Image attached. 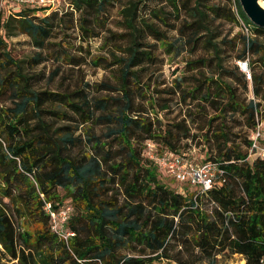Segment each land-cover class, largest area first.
<instances>
[{"label":"trees","instance_id":"obj_1","mask_svg":"<svg viewBox=\"0 0 264 264\" xmlns=\"http://www.w3.org/2000/svg\"><path fill=\"white\" fill-rule=\"evenodd\" d=\"M65 1L69 6L61 9L3 8L6 15L0 18V195L10 204L0 200V254L18 264H153L162 259L218 264V257L233 255L243 257V264H261L264 158L253 159L233 145L227 125L238 117L253 132L261 119L264 41L257 38L264 29L247 19L236 0L237 19L247 31L236 60L256 56L259 72L253 60H247L250 80L237 64L226 68L203 58L186 61L190 72L207 67L213 72L193 78L186 89L181 78H174L171 89L161 93L173 97L177 88L178 105L185 109L179 117L161 119L159 113L169 111L172 98H158L159 92L151 93L146 83L145 68L158 61L146 39L155 35L161 45L174 44L145 22L139 9L145 0H130L121 10L126 31L108 30L101 42L104 56L92 55L89 42L99 37L96 29L104 27L109 8L119 0ZM169 2L178 13V0ZM193 16L188 27L203 23L201 10L195 8ZM71 29L77 30L78 49L87 52L88 63L111 71L108 80L80 82L74 89H38V76L29 69L47 57L70 67L82 64L68 47ZM18 35L38 49L33 56L12 57L6 39ZM53 38L59 40L50 44ZM196 41L191 36L184 43ZM58 72L52 71L50 79ZM248 83L249 100L242 97ZM193 127L203 134L192 133ZM197 139L215 144L204 162L222 174L206 191L170 189L145 156V143L186 155ZM243 142L250 149L251 140ZM47 204L55 213L70 208L61 233L72 235L64 238L53 230ZM16 217L37 230H21Z\"/></svg>","mask_w":264,"mask_h":264},{"label":"rangeland","instance_id":"obj_2","mask_svg":"<svg viewBox=\"0 0 264 264\" xmlns=\"http://www.w3.org/2000/svg\"><path fill=\"white\" fill-rule=\"evenodd\" d=\"M130 0H119L114 6L109 8L107 13L106 22L104 27L98 26L96 29L99 32L98 38H93L89 42V52L92 55H103L106 54V50L101 48L102 38L108 35V32L120 33L125 32L126 29L123 25L124 18L121 14V10L125 8ZM66 2V1H65ZM142 4V3H141ZM140 4V5H141ZM260 4L264 7V0H260ZM12 2L8 7L4 9H10L11 12H18L24 10L26 7L22 4ZM139 5V6H140ZM178 13L173 9L169 0H145L143 5L140 6V14L145 18V22L150 24L156 29L162 36L165 37V41L171 45H161V42L156 41V36L152 35L146 39L151 48V53L158 57V61L146 67L143 73L146 83L149 84L150 92H159L158 98H172L170 103L169 111H163L159 113V118L168 119L179 117L180 109L184 111L185 108L178 105V94L177 88H174L177 92L175 96L168 97L167 94L161 93L168 92L171 89V84L174 78H181V88L186 89L192 86V79L197 78L201 75L209 76L213 72L212 67L202 68L195 70L194 72L188 71L185 67L186 61H192L195 59L203 58L207 61L213 60L219 61L226 68H232L237 64V56L242 51L241 37L247 36V31L243 28L240 21L236 16L237 4L236 0H178ZM198 8L205 16L201 25H193L188 27L186 22H192L196 19L193 16L194 9ZM211 8H218L217 12L219 17L215 16V13ZM210 9V10H209ZM3 8L0 9V18H5ZM156 14V16L154 15ZM41 15V13H38ZM233 17L236 18V22L233 21ZM162 20V21H161ZM109 30V31H108ZM3 32L0 30V34ZM71 35L68 40V47L73 55L81 58L82 64L77 67H70L65 63L56 61L55 57H47L46 61L38 65L34 69H29V72L38 76L36 87L38 89H49V90H64L74 89L75 85L80 82L99 83L101 81L108 80L110 76L109 70L95 67L90 65L88 62L90 57L86 51H80L79 39L77 38V30L71 29L68 35ZM191 36L197 38L196 42L190 44L184 43ZM59 38H53L50 44L57 42ZM181 41L178 43L177 41ZM258 42L264 41V36L257 38ZM8 49L15 59H24L34 55L38 49L31 46L30 41L24 35L13 36L6 39ZM85 47L86 44L82 43ZM176 47L180 51L176 55ZM55 47L50 46L49 50H54ZM247 60L255 62L254 69L259 72L260 68L257 64L256 56H247ZM252 64V63H251ZM59 68L58 75L50 79V73ZM251 73V71H250ZM242 88H240V92ZM105 95V94H104ZM102 95V96H104ZM245 96L247 100L253 98L251 83H248L247 90L242 93V97ZM5 105H9V101L4 102ZM259 111L261 116L258 119L264 125V104L261 103ZM210 114L213 112L209 111ZM227 128L229 131V137L233 145L238 146L243 152H250V149L243 142V138L250 139L252 131L248 129L245 122L236 117L235 121L228 123ZM104 130V128H95L97 133ZM192 133L198 136L202 135L203 132H198L197 128H192ZM191 149L186 154L195 158L196 163H204L205 158L209 156V152L215 150V144L205 142L201 139L189 143ZM77 151V150H76ZM213 154V153H212ZM255 156H252L254 159ZM251 158V159H252ZM163 176H159L162 183L166 184L170 189L185 193L186 189L189 192L194 191L193 187L185 186L183 184L175 182L166 172H162ZM0 200L5 203L8 208L10 204L8 199L2 198ZM66 201L65 203H67ZM69 204V203H68ZM13 212V209H12ZM13 214H15L13 212ZM16 215V214H15ZM17 219V220H16ZM14 220L15 225L21 230L33 234L37 230V226L24 218L19 219L16 217ZM1 250V249H0ZM1 253V252H0ZM218 264H243V257L239 255H233L231 257L221 256L218 257ZM0 264H18L15 261L10 262L6 257L0 254ZM153 264H171L167 260L154 261Z\"/></svg>","mask_w":264,"mask_h":264},{"label":"built area","instance_id":"obj_3","mask_svg":"<svg viewBox=\"0 0 264 264\" xmlns=\"http://www.w3.org/2000/svg\"><path fill=\"white\" fill-rule=\"evenodd\" d=\"M25 4L38 6L49 9H61L69 6L65 0H0V9L8 7L10 3ZM239 70L250 80V71L248 61L237 62ZM251 146L249 157L259 156L264 158V125L261 121L257 123L256 129L252 132ZM145 156L152 161L161 172H166L175 182L187 185L200 191L209 190L217 175L222 174L218 167L210 162L196 163L195 158L189 157L187 154H174L167 151H159L155 144L150 141L145 143ZM45 210L51 218L52 228L61 236L66 238L70 233L62 234L61 228L67 221L70 208L63 207L58 213L52 212L50 205L47 204ZM264 264V257L261 260Z\"/></svg>","mask_w":264,"mask_h":264},{"label":"water","instance_id":"obj_4","mask_svg":"<svg viewBox=\"0 0 264 264\" xmlns=\"http://www.w3.org/2000/svg\"><path fill=\"white\" fill-rule=\"evenodd\" d=\"M247 19L256 27L264 29V7L260 0H238Z\"/></svg>","mask_w":264,"mask_h":264}]
</instances>
